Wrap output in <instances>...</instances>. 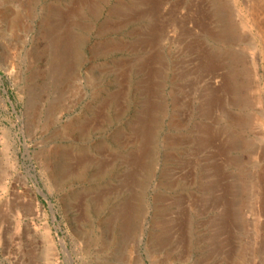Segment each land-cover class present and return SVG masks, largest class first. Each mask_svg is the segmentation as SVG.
Wrapping results in <instances>:
<instances>
[{"label": "rangeland", "instance_id": "obj_1", "mask_svg": "<svg viewBox=\"0 0 264 264\" xmlns=\"http://www.w3.org/2000/svg\"><path fill=\"white\" fill-rule=\"evenodd\" d=\"M263 172L264 0H0V264H264Z\"/></svg>", "mask_w": 264, "mask_h": 264}, {"label": "bare ground", "instance_id": "obj_2", "mask_svg": "<svg viewBox=\"0 0 264 264\" xmlns=\"http://www.w3.org/2000/svg\"><path fill=\"white\" fill-rule=\"evenodd\" d=\"M153 1V0H152ZM165 3V2H164ZM192 29V28H191ZM163 34V33H162ZM159 41V40H158ZM118 42V41H117ZM199 50V49H198ZM213 100V99H212ZM134 120V119H133ZM263 169V166H262ZM260 171V170H259ZM264 173V172H263ZM260 175V174H259ZM261 176V175H260ZM259 177V176H258ZM261 179V178H260ZM264 190V189H263ZM263 207V206H262Z\"/></svg>", "mask_w": 264, "mask_h": 264}]
</instances>
